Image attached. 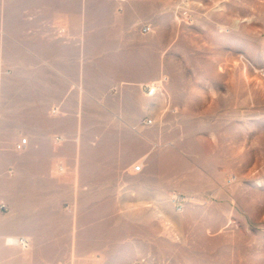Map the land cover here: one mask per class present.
Wrapping results in <instances>:
<instances>
[{"label":"rangeland","instance_id":"rangeland-1","mask_svg":"<svg viewBox=\"0 0 264 264\" xmlns=\"http://www.w3.org/2000/svg\"><path fill=\"white\" fill-rule=\"evenodd\" d=\"M80 33H136L148 79L79 77L116 55ZM0 78L39 140L8 195L39 191L53 264H264V0H0Z\"/></svg>","mask_w":264,"mask_h":264},{"label":"crops","instance_id":"crops-1","mask_svg":"<svg viewBox=\"0 0 264 264\" xmlns=\"http://www.w3.org/2000/svg\"><path fill=\"white\" fill-rule=\"evenodd\" d=\"M128 34L131 37L136 33H80V36L85 39L92 38L85 41V53L88 51L89 43L91 51L96 54L112 52L116 55L112 57L110 64L104 63L105 68L103 61L99 62L98 59H96L95 66L90 69L87 64L84 67L79 66L77 69L79 77L103 80L111 75L117 82L131 86L145 83L148 79L146 72L151 69V51L143 46L127 44L123 37ZM107 38H111V41H106ZM105 41L107 45H105ZM50 44L55 48H62L64 54L69 52L73 45H76L60 39L54 40ZM63 77V85H67L66 71ZM49 85L56 87V80H51ZM80 99L87 100V97H80ZM17 114H21L19 117H23L24 113L9 109L7 83L6 80L0 78V202L9 205L11 211L7 215L2 213L3 210H0V264H53L62 260L70 261L72 257L70 242L62 247L57 244L42 243L35 238L37 232L34 231L39 228L40 224L39 191L31 190V193L23 191L20 197L23 200L20 201L16 196L8 195V173L12 174L14 169H18L23 164L20 153L25 152L29 147H36L39 141L38 133L30 126L25 128L24 123L16 119ZM26 114L28 117H33L31 112ZM25 137L28 139L26 147L23 150H18L17 144ZM35 180L37 181L38 178L36 177ZM15 193L13 191V194ZM13 233L30 238L31 248L27 251H20L18 247L9 246L5 239L8 234Z\"/></svg>","mask_w":264,"mask_h":264},{"label":"built area","instance_id":"built-area-1","mask_svg":"<svg viewBox=\"0 0 264 264\" xmlns=\"http://www.w3.org/2000/svg\"><path fill=\"white\" fill-rule=\"evenodd\" d=\"M144 30H145V32H151L152 27L151 26H145ZM159 89H160V85L157 83H154L152 85H147L146 86V93L149 97H153V96L157 95V93L159 92ZM152 123H153L152 119H147L145 121V124H147V125L152 124ZM27 141H28L27 138H23L20 141V143L17 144V146H16L17 149L23 150L27 145ZM142 170H143V165H135V167H134L135 172H140ZM230 182H232V181H230ZM0 208L5 210V209H7V205L5 203H1ZM6 243L9 245L18 246L24 250L29 249L31 246L30 239L28 237H25V236L9 237L6 239Z\"/></svg>","mask_w":264,"mask_h":264}]
</instances>
